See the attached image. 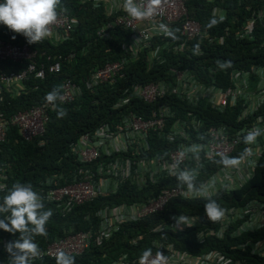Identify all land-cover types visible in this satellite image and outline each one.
<instances>
[{
	"label": "built area",
	"instance_id": "1",
	"mask_svg": "<svg viewBox=\"0 0 264 264\" xmlns=\"http://www.w3.org/2000/svg\"><path fill=\"white\" fill-rule=\"evenodd\" d=\"M89 1L107 5L109 14L113 15L109 28L120 26L132 32L126 45L127 55L107 61L80 84L65 80L57 101L36 104L10 116L0 114V141L6 139L11 126H17L27 141L42 136L58 104L74 102L84 88L117 86L121 72L156 36L166 38L152 51V58L158 57L160 50L173 47L175 51H187V57L194 59L206 54L202 46L222 44L227 38L226 34H211L190 17L187 5L190 0H131V3L129 0H83ZM133 6L146 14H132L129 8ZM213 15L223 20L227 10L216 4ZM259 22H264V5L252 10L235 36L243 41L260 40L255 51L264 53V34L256 30ZM76 23L75 16L59 12L48 38L55 42L69 39ZM105 30L100 29L98 34L108 35ZM177 33L182 42L176 40ZM227 34L233 33L228 30ZM44 55L49 62H37ZM52 59V55L33 49L28 43L0 39V62L27 61L20 71H0V102L6 99L5 91L20 93L23 81L29 76L45 78L48 72H60L62 56ZM208 60L209 57L198 60L199 74L187 66L171 69L166 78L157 81L126 84L116 89L113 105L116 119L82 134L71 146L82 167L70 173L46 176L34 190L52 210L61 213L116 193L126 183L143 191L142 200L106 204L89 211L88 229L76 230L71 226L62 236L55 235L52 240L46 236L48 242L39 248L40 258L36 259L54 260L61 252L68 256L80 255L93 243L112 239L128 223L153 220L172 201L213 198L223 190L231 193L252 181L264 159V63L254 62L246 68L221 72L219 64ZM173 98L183 103V109L188 112L183 110L186 117L177 116V110L171 105ZM197 108L200 109L197 113L210 115L213 111L228 122L206 126L204 119L195 113ZM250 133L254 139L246 142L245 137ZM232 158L237 162H226ZM201 172L205 176L200 184L190 183L187 187V180L197 179ZM6 177L2 175V179ZM174 180L176 183L172 184ZM4 186L2 183L1 187ZM222 209L224 215L218 219L217 227L208 222L211 219L206 212L204 217L185 211L177 216L188 217L187 223L191 226L177 224L176 219L154 223L149 230L160 235L148 242L154 251L140 257L122 251L113 259V264H264V200L251 198L244 204ZM191 230H194L192 234L188 232ZM124 232L133 245H139L146 237L143 231ZM175 233L195 234L198 245H209V249L194 252L180 247L184 245L182 240L178 245L164 238ZM7 242L4 239L3 244ZM144 246L150 248L147 244Z\"/></svg>",
	"mask_w": 264,
	"mask_h": 264
},
{
	"label": "trees",
	"instance_id": "2",
	"mask_svg": "<svg viewBox=\"0 0 264 264\" xmlns=\"http://www.w3.org/2000/svg\"><path fill=\"white\" fill-rule=\"evenodd\" d=\"M216 4L223 5L227 10V16L223 20L213 15V8ZM187 5L190 17L198 20L211 34H226L225 41L222 44L202 46L206 54L194 56V59L187 57V51H175L173 47L160 50L158 57L152 58V51L156 46L162 44L166 38L156 36L151 41L150 46L145 47L139 53L138 58L121 72L117 78V86L84 88L82 95L74 102L58 104L56 110L51 113V119L44 135L27 141L21 137L17 126H11L6 139L0 141V187L2 183L5 184L2 187L4 190L0 191V202H2V197L6 192L16 183H31L35 189L46 176L62 172L70 173L76 168L80 169L82 164L77 161L76 156L71 152V146L79 140L82 134L94 131L103 123L116 119V109L113 105L117 98L116 89L121 85L129 84L132 86L138 83L157 81L166 78L171 69L187 66H190L199 74L198 62L200 61L198 60L207 57L210 60L206 62L219 64L222 69L221 72L236 67L246 68L254 62L264 63V53L255 51L260 40L243 41L236 39L235 36L237 28L243 23L245 17L251 13L252 9L263 6L264 0H190ZM58 12H65L77 18L71 37L60 42L45 38L42 42L30 44L25 36L15 33L7 26L0 24V39L17 44L28 43L33 49L40 52L46 51L49 55H52V61L57 55L62 56L60 72H48L45 78H38L34 75L29 76L23 81V88L18 94L14 90L5 91L6 99L4 102H0V114L10 116V114L25 110L33 105L44 103L47 101L46 96L53 90H56L58 94L62 91V84L65 80L72 79L80 84L83 78L107 61L117 60L127 55L126 45L129 43L132 32L120 26L109 28L113 15L108 13L104 3L60 0ZM102 28L106 29L108 35L98 34V31ZM257 28L258 31L264 34V22H259L256 30ZM228 30L233 34H227ZM176 40L182 42L183 38L177 33ZM37 62L48 63L49 61L47 56L44 55L38 58ZM26 64L27 61L4 60L0 62V71H20ZM172 100H174V104L171 105L177 110V116L186 117L183 103H179L174 98ZM196 110L198 111L195 113L204 119V125L206 126L219 121L228 122L222 115L219 114L218 116L213 111H208L210 117L205 112L203 114L197 113L200 111L199 108ZM61 111L65 115L61 116ZM2 175H7L6 179H2ZM204 176L201 172L197 179L192 177V179L187 180V187L190 183L200 184ZM171 183L176 182L174 180ZM143 195V191H139L137 186L126 183L118 192L95 198L90 202L72 208L66 213L52 210L50 205L45 202V210H51L53 214L46 223V234L35 235L34 241L38 248H42L46 245L45 242L52 240L55 235H64L65 230L71 226H74L76 230H86L90 226L89 211L96 210L106 204L114 205L125 201L142 200ZM251 198L264 200V159L260 162L252 181L241 189L234 190L231 193L223 190L215 194L213 198H189L172 201L168 209L159 213L153 220L144 219L128 223L112 239L93 243L82 254L70 257L74 259V264H113V259L122 251H128L132 256L140 257L151 253L155 249L150 247L151 237L158 234H154L149 230V227L154 223L173 221L174 217H177L183 211L190 214H200L201 217H204L205 205L211 201H215L223 208L234 204H244ZM5 215L7 214H0V218ZM217 221L209 220L208 222L217 227ZM29 227H32V225H29ZM127 230L134 234L143 231L146 233V237L139 245H133L124 232ZM188 232L192 234L194 230ZM19 236V232L13 235L0 229L1 263L8 264L9 258V253L3 244L4 239L14 241ZM46 236H48V240L45 239ZM164 238L174 241L178 245V241L182 240L184 245L180 247L194 252L209 249V245H198L195 234L186 236L183 233H175L173 236L165 235ZM145 244L150 248H145ZM30 264H57V259L53 260L48 257L34 259Z\"/></svg>",
	"mask_w": 264,
	"mask_h": 264
},
{
	"label": "clouds",
	"instance_id": "3",
	"mask_svg": "<svg viewBox=\"0 0 264 264\" xmlns=\"http://www.w3.org/2000/svg\"><path fill=\"white\" fill-rule=\"evenodd\" d=\"M59 7L60 0H0V24L15 33L22 34L30 44L42 42L48 38L50 26L58 19ZM129 10L134 15L146 14L135 6L130 7ZM58 95V92L53 90L46 96V100L53 102ZM60 115L63 116L65 113L61 111ZM253 139L254 135L251 133L245 137L246 142ZM226 162L236 163L237 160L232 158ZM3 190L0 187V191ZM44 203L31 183H16L2 197L0 214L7 215L0 218V229L13 235L20 233L18 239L8 241L5 245L9 253L8 264H30L32 260L40 258V250L34 241V236L46 234V223L53 214L51 210H45ZM205 212L214 221L224 215V210L215 201L205 205ZM174 219L177 220V224L184 223L191 226L187 223L186 216L180 215ZM57 264H74V259L61 252L57 257Z\"/></svg>",
	"mask_w": 264,
	"mask_h": 264
}]
</instances>
